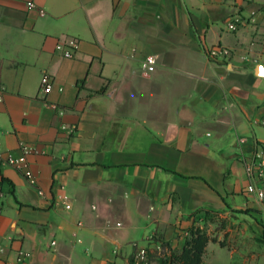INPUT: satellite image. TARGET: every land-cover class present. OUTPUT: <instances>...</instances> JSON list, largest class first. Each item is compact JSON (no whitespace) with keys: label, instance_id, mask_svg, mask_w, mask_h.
Wrapping results in <instances>:
<instances>
[{"label":"crops","instance_id":"1","mask_svg":"<svg viewBox=\"0 0 264 264\" xmlns=\"http://www.w3.org/2000/svg\"><path fill=\"white\" fill-rule=\"evenodd\" d=\"M246 5L0 0V152L31 149L36 179L0 164V264H128L138 238L169 240L200 215L264 242L244 164L264 150V16L249 29ZM67 37L74 58L55 50ZM215 45L232 56L211 60Z\"/></svg>","mask_w":264,"mask_h":264},{"label":"rangeland","instance_id":"2","mask_svg":"<svg viewBox=\"0 0 264 264\" xmlns=\"http://www.w3.org/2000/svg\"><path fill=\"white\" fill-rule=\"evenodd\" d=\"M246 7L245 15L251 16V24H248V26L249 29H252L254 25L258 24L253 19L255 15L252 16V13H260L264 16V0H247ZM224 25L223 27L226 26L228 29V23ZM262 27L263 29L260 31L264 34V25ZM243 28L244 26L240 25L236 32L230 33L237 34ZM118 219L123 220L121 217L116 218V220ZM250 223H253V221H250ZM142 224L148 225V221H144ZM190 226L192 225H179L176 235L169 240L160 232H156L144 240L142 237L138 238L139 243H134L133 254L127 258L128 264H134L133 255L140 246L148 250L149 264H164L163 261L167 256L182 249L189 235ZM194 226L204 230L211 239L210 255H208L204 264H264V242L261 245H256L253 239L251 243L250 239L245 238L241 232L242 223L240 221L218 215H210L208 217L200 215L197 216Z\"/></svg>","mask_w":264,"mask_h":264},{"label":"built area","instance_id":"3","mask_svg":"<svg viewBox=\"0 0 264 264\" xmlns=\"http://www.w3.org/2000/svg\"><path fill=\"white\" fill-rule=\"evenodd\" d=\"M29 7H35L33 2L28 3ZM45 14L43 10L40 11ZM255 13H252L254 16ZM243 24V19L237 17L228 23V30L236 32L239 26ZM80 42L77 38L67 37L57 41L55 50L65 58H74L79 50ZM208 56L213 61H227L232 56V51L222 45H215L208 51ZM156 63V59L152 56L146 58L143 67L148 69ZM52 76L49 73L43 74L41 78V87L43 94H49L52 91ZM245 138L238 139V146L241 147L245 143ZM31 149L23 147L22 155L15 156L12 153L0 152V164H9L21 170L32 184L36 183V179L28 167L27 156L31 153ZM245 172L250 180L246 193L264 207V150L258 149L250 158H244ZM248 203H244L243 207L247 208ZM134 264H149V252L146 248L139 247L133 255Z\"/></svg>","mask_w":264,"mask_h":264},{"label":"trees","instance_id":"4","mask_svg":"<svg viewBox=\"0 0 264 264\" xmlns=\"http://www.w3.org/2000/svg\"><path fill=\"white\" fill-rule=\"evenodd\" d=\"M4 182V180H3ZM11 184V182H10ZM14 188V185L11 184ZM14 193V190H12ZM211 239L201 228L192 226L189 228V235L180 251L167 256L164 264H203L206 248ZM216 241V240H214Z\"/></svg>","mask_w":264,"mask_h":264},{"label":"water","instance_id":"5","mask_svg":"<svg viewBox=\"0 0 264 264\" xmlns=\"http://www.w3.org/2000/svg\"><path fill=\"white\" fill-rule=\"evenodd\" d=\"M255 73L257 76L264 77V66L258 65L255 69Z\"/></svg>","mask_w":264,"mask_h":264}]
</instances>
